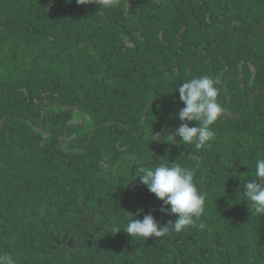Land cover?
Listing matches in <instances>:
<instances>
[{
  "label": "trees",
  "instance_id": "1",
  "mask_svg": "<svg viewBox=\"0 0 264 264\" xmlns=\"http://www.w3.org/2000/svg\"><path fill=\"white\" fill-rule=\"evenodd\" d=\"M203 75L221 77L224 111L197 150L175 136L177 91ZM260 158L264 0H0V253L17 264H264L242 192ZM174 162L203 215L132 238L130 219H174L137 169Z\"/></svg>",
  "mask_w": 264,
  "mask_h": 264
},
{
  "label": "clouds",
  "instance_id": "2",
  "mask_svg": "<svg viewBox=\"0 0 264 264\" xmlns=\"http://www.w3.org/2000/svg\"><path fill=\"white\" fill-rule=\"evenodd\" d=\"M71 2V0H69ZM83 6L99 4L100 8L118 6L119 0H76ZM222 80L219 75H203L188 79L178 88L179 98L184 107L178 111L183 123L175 132L184 145H193L200 150L211 146L215 139L214 125L221 119L223 107L218 101ZM194 123L195 126H190ZM143 186L162 202L160 212L174 217L165 223L154 215L144 214L142 219H130L124 230L132 238L144 241L159 239L169 234L181 233L193 226L204 213L206 196L197 187L192 170L180 163H163L153 168L137 169ZM243 196L247 205L257 214L264 215V158L257 159L252 178L243 181ZM204 228L203 223L199 224ZM0 264H17L10 253H0Z\"/></svg>",
  "mask_w": 264,
  "mask_h": 264
},
{
  "label": "water",
  "instance_id": "3",
  "mask_svg": "<svg viewBox=\"0 0 264 264\" xmlns=\"http://www.w3.org/2000/svg\"><path fill=\"white\" fill-rule=\"evenodd\" d=\"M255 91H256V90H252L249 96H252V95L255 93ZM177 127H178V126H176V128H177ZM162 134H163V132H161V134H160V139L162 138Z\"/></svg>",
  "mask_w": 264,
  "mask_h": 264
}]
</instances>
